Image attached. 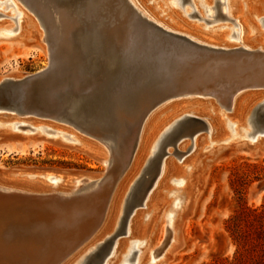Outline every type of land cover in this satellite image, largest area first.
Listing matches in <instances>:
<instances>
[{
    "label": "bare ground",
    "instance_id": "1",
    "mask_svg": "<svg viewBox=\"0 0 264 264\" xmlns=\"http://www.w3.org/2000/svg\"><path fill=\"white\" fill-rule=\"evenodd\" d=\"M20 1L37 16L44 27L45 33L39 37H41L42 44L46 43L42 48L47 56L48 64L45 69L34 75L16 77L10 74L6 78H0V111L26 116L18 120L13 114H0V129L10 126L16 132L19 131V125L22 124L31 125L35 132L46 129L45 126L48 123H44L46 125L42 126L41 121L39 122L36 118L67 124L85 137L69 134L72 144L95 154L104 165L105 170L114 166L118 172L100 217L97 215L98 217L87 218L86 221L84 217H89V214L81 212L71 215L74 222L80 225L81 233L88 234V237L78 248L74 246L70 249L72 252L69 253L75 254L81 248L70 264H88L85 262L86 259L97 251L101 243L112 236L118 225L120 226L122 212L129 193L145 169L151 174L152 167L150 168L148 164H152L151 159L155 158L161 144L165 140L171 139L176 132L189 130L190 127L185 128L188 125V123L185 125L188 117L204 119L208 122L210 133L212 131L219 132L218 127L222 124L221 120L218 117H209L204 113L208 107L202 108V105H212L215 114L219 109H224L231 115L230 119L231 117L236 120L240 118L239 122L244 121L247 115L253 113L254 108L264 105V83L253 82L255 80L253 79L250 83H244L239 87L230 86V84L236 85L231 81L237 77L239 73L237 71L243 69V66L240 70L237 68L239 64L235 65L238 61L235 64L231 61L230 66L227 65L217 72V77L215 76L214 82H211L213 85L210 88L209 86L198 88L193 85L198 81L193 72L194 68L208 63L210 66H214L215 64L210 60L211 57H231V55L239 56L241 54L245 55V58L246 55L252 57L254 55H251L252 53L264 54V48L252 45L249 32L244 30L245 27H248L247 17L253 15L250 12L242 13L241 0H229L226 3L227 13L237 19L241 18L238 21L241 45L234 47L236 51L231 53H221L219 49H233L219 44L220 42L216 41L217 38L211 41L200 38L197 35L199 32L191 28L185 21L179 22L176 17L173 20L158 17L150 7L145 6L146 3L144 1V4L143 0L121 1L132 15L130 26L124 34L120 31L119 26L109 27L112 16L110 9L112 0ZM176 2L178 4L179 0ZM5 3H8V6L16 7V3L12 0H0V4ZM16 15L19 18L18 29L17 27L16 29H2L0 36L7 39L0 40L1 42L18 43L19 37H12L13 32H17L18 34H16L19 36L23 29L29 26L30 21L33 22L29 14L18 7ZM256 17L259 21L261 17L264 18V15ZM206 35L220 38L225 36L222 33ZM200 36H202L201 33ZM243 55L239 57L243 58ZM251 59L254 61L253 58ZM243 60L240 62L245 63L246 61L243 62ZM247 61L248 66L251 62ZM35 78H38L36 79L38 81L34 88ZM208 79L212 81L214 78ZM160 117L163 118L159 120ZM260 133L264 135V129ZM23 134L27 135L28 132ZM60 134L62 133L60 132ZM41 137L43 140L56 144H65L58 137L57 139ZM93 139L97 140L98 144L99 142L106 144L109 151L105 149L106 146L104 148L101 146L102 144L97 145L94 141L92 142ZM201 141V137L194 139V149L189 157L186 156L189 161L192 158L195 159L197 154L194 153L200 147ZM263 144V140L255 143L250 152L263 153L264 149L261 148ZM9 151L12 149L8 148ZM190 157L192 158L190 159ZM196 165L191 171L193 177L197 172ZM178 172L179 169L171 159L163 160L156 177L152 181L150 179L151 184L149 183L150 186L143 196L142 202L137 203L131 213L124 234L127 238L115 240L108 257L102 262L103 264L109 262L112 264L113 259L115 260L117 256H124L128 250L124 258V262H126L130 255L136 251L135 249H138L139 254L134 264H148L154 261L150 240L146 239L147 230L142 227L141 215L143 213L139 212V209L146 207L151 210L154 205L158 206L160 195L157 189L166 185L168 176L177 175ZM102 176L101 174L92 176L67 172H1L0 192L44 197L56 195L58 203L63 206L71 200L78 204L92 199L90 192L95 190L94 183H97ZM196 176L197 174L195 175L197 179ZM24 177L27 181L18 179ZM36 178L47 179L52 182V185L42 186V188L29 185L30 180ZM181 178V181L184 182L182 194L185 195L183 208L176 216L172 213H165V224L169 237L167 244L164 243L165 249L163 248L164 250L160 254H163V258L166 259L173 258L185 245L180 216L185 213L184 211L193 208L198 191L194 178ZM83 182L87 183L84 185L86 188V190L83 188L84 191L80 189ZM103 183L106 182L103 181ZM57 184L60 185L52 187ZM147 185L144 186L147 187ZM178 204L179 201L175 206L177 207ZM12 215L14 214L12 213ZM90 224L93 226L92 229V226L89 227ZM65 258H61L58 264Z\"/></svg>",
    "mask_w": 264,
    "mask_h": 264
},
{
    "label": "rangeland",
    "instance_id": "2",
    "mask_svg": "<svg viewBox=\"0 0 264 264\" xmlns=\"http://www.w3.org/2000/svg\"><path fill=\"white\" fill-rule=\"evenodd\" d=\"M12 1L16 3V7L8 6V3L0 4V32L5 28L16 29L17 27L18 29L17 7L29 14L33 22L30 21L29 26L23 29L22 34H19V36H17V32H13L12 37H19L18 43L9 44L0 41V78H6L10 74L16 77L34 75L45 69L48 64L47 56L42 48L46 43L42 44L40 42L41 37H39L42 33H45L44 27L37 16L23 2L20 0ZM144 1L145 6L150 7L151 11L156 13L158 17L172 20L176 17L179 22L185 21L191 28L199 32L197 35L202 39L211 41L217 38L216 41L220 42L219 44L228 46L230 49H235L234 47H240L241 45L238 22L241 18L237 19L227 13L226 3L229 0H206V3L205 0H182L184 3L181 7L178 6L176 0H143V3ZM241 1L242 13L250 12L253 15L247 17L248 27H245L244 30L249 32L252 45L264 48V18L261 17L259 22L256 17L264 15V0ZM188 14L190 15L188 16ZM200 33L202 36H200ZM221 33L225 35L222 38L205 36V34ZM0 38V40L7 39L1 36ZM256 53H252L251 55H255L252 57L246 55V58L243 54H241L243 58L239 57L241 55L216 56L217 59L211 57L210 60L215 64L214 66H210V63H208L194 68L193 72L198 81L193 85L198 88L202 86H209L210 88L217 72H220L227 65L230 66L229 64L233 62L235 64L236 61L238 63L235 65L239 64L237 68L241 70L243 66V69L242 72L237 71L239 72L237 77L231 81V83L236 84L234 87L250 83L253 79H255L253 82L264 83V54L258 53L260 54L258 55ZM240 59H244L243 62L246 61L247 63L240 62ZM246 59L250 60L251 66H247L248 61ZM204 68H206V72H204ZM255 70L257 72H254ZM211 77L214 78L212 81L208 79ZM238 80H240L239 84H237ZM36 82L34 81V88ZM206 106L208 108L204 110V113L209 117H218L221 120L222 124L218 127L219 132L212 131L210 133L208 122L199 118L202 124H195L189 128V130L194 129L195 131L188 133L189 130H180L171 137L175 138L172 143L164 147L160 146L155 158L151 159L152 164H148L150 168L152 167L151 174L145 169L137 181V184H148L147 187L145 186L144 196L152 179L158 174L164 159H171L179 169L177 175L171 174L166 178L165 186L163 185L159 189L156 188L160 195V206L156 205V207L154 205L151 210L146 207L139 209V212L143 213L141 215L142 227L147 230L146 239L150 240V246L153 249L154 261L148 264H264V152L255 154L250 152L255 143L264 141V135L260 133L264 129V123H256L253 120L255 115L264 109V105L254 108L253 113L247 115V118L242 122L238 121L240 118L236 120L231 117V120V115L224 109H219L215 114L212 105L205 104L202 105V108ZM7 113L13 114V112L0 111V114ZM13 116L18 120L26 117L18 116V114H13ZM162 118L160 117L159 120ZM32 119L34 120V118ZM37 119L39 122L41 121L42 126L48 123L45 126L46 129L35 132L34 127L29 124L19 125V131L16 132L10 126L0 129V173L36 171L43 173H84L92 176L101 174L103 175L101 179L94 183L95 190L89 191L92 199L78 204L74 200L67 203V206H71L69 208L71 210H69V213L71 212L70 216L75 213H86L89 214V217H84L86 221L87 218L93 219L97 215L100 217L118 174L116 168L111 166L108 170H105L104 165L95 154L84 151L78 145L72 144L69 134L73 133V136L85 138L73 127L58 121L54 122V120ZM235 121L239 123H235ZM185 125H187V122ZM25 132H28V134L24 135ZM41 136L50 137V139H57L58 137L65 144L43 140ZM196 137H201L202 141L200 147L194 153L197 154L195 159L193 160L190 157L192 160L189 161L186 156L189 157V154L193 151ZM93 141L97 145L102 144L101 146H104V148L106 146L105 149L109 151L106 144H100V142L98 144L95 139ZM161 145L163 146V143ZM8 148H11L12 151L8 152ZM261 148L264 149V144ZM195 164H197V179L195 178L196 174L194 177L191 175ZM181 177L194 178L198 191L193 208L184 211L185 213L182 216H180L181 213L179 214L185 245L173 258L166 259L163 258V254H160L165 249L169 237L167 225L165 224V213H172L176 216L183 208L185 195L182 194L184 182L181 181ZM18 179L27 181L25 177ZM30 181L29 185H35L39 188L49 186L52 183L42 178ZM103 181L106 183H103ZM86 184V182L81 183L80 189L83 190ZM59 185H53L52 187ZM16 194L22 195V193ZM16 194L0 192V264H58L61 258L63 259L70 254V249L74 246L78 248L85 236L88 235L81 233L80 226L73 228L61 222L59 217H65L64 212L66 209L63 212L58 207L59 205L55 201L56 195L46 196V200L49 201L47 203H31L14 196ZM178 201L179 204L176 207L175 204ZM135 207L133 206L130 212L126 214L121 224L122 230L120 233H116L119 225L112 233L111 248L116 239L127 238V236H124L126 224ZM247 210H255L256 215H246ZM91 226L92 224L89 225V227ZM236 238L241 239V245L236 242ZM111 248L102 262L108 257ZM135 250L132 258L127 260L128 262H124L125 255L128 253L127 250L124 256H117L118 258L113 259L112 264H134L139 254L138 249ZM79 251H81V248ZM78 252L71 253V257L69 255L60 264H70ZM102 262L101 264H103Z\"/></svg>",
    "mask_w": 264,
    "mask_h": 264
},
{
    "label": "water",
    "instance_id": "3",
    "mask_svg": "<svg viewBox=\"0 0 264 264\" xmlns=\"http://www.w3.org/2000/svg\"><path fill=\"white\" fill-rule=\"evenodd\" d=\"M121 1L122 0H112L111 1V4H110L111 8L110 9H111V15L112 16H111V21L109 23V27L110 28H115L116 26H119L121 28L120 31L124 34L125 31H127V29L130 26V23L132 21V15H131L130 11L125 7L124 3L121 2ZM219 51H221V53H223V52L231 53L233 51H236V49H233V50H222V49H219ZM193 64L195 66V63H193ZM36 79H38V78H35L34 81H38ZM230 86L234 87V84H230ZM261 106L262 105H260L258 107H261ZM253 120L256 123H262V122L264 123V109L262 111H260L259 113H257ZM187 123H188V125L185 128H189L190 126H194L195 124H202V121L199 118L188 117ZM255 126H257V125H255ZM193 131H195V130L191 129L190 133H192ZM174 139L175 138H171L169 140H165L163 142V146L161 145V147H164L165 145L172 143ZM145 190H146L145 186L140 183V184L135 185V188H133L131 193H129V197H128L127 201H126V204H125V207H124V210H123V216H122V219H121V223H120L119 229H118V231L116 233H120V231L122 230L121 224H122L126 214H128L130 212V210H131V208L133 206H135L137 203H139L141 201V199L143 198V192ZM8 194H10V193H8ZM14 196L22 198L26 202H31V203L32 202H42V203L49 202L48 200H46L47 197H44V196L27 195V194H25V195L24 194H22V195L21 194L20 195L16 194ZM55 201L59 205L58 207L61 208V210L63 212H64V209H66V211L64 212V216L65 217H62V216L59 217L61 222H63L64 224H68V226H72L73 228L79 227L80 225L75 223L73 218L69 215L70 214L69 213V206H67V204H65L64 207H61L60 203H58L57 197L55 198ZM86 237H88V235L85 236L83 241L86 239ZM112 237L113 236H111L104 243H101L98 246L97 251H95L91 256H89L86 259L85 262L88 263V264H101L103 258L105 257L107 252H109V249L111 248V239H112ZM134 253H135V251L130 255L129 259L132 258V255Z\"/></svg>",
    "mask_w": 264,
    "mask_h": 264
},
{
    "label": "trees",
    "instance_id": "4",
    "mask_svg": "<svg viewBox=\"0 0 264 264\" xmlns=\"http://www.w3.org/2000/svg\"><path fill=\"white\" fill-rule=\"evenodd\" d=\"M245 213H246V215H248V216H250L251 214L254 215V216L256 215V211H255V210H254V211H248V210H247ZM227 228H228V226H227ZM235 240H236V242H237L239 245L242 244L240 238H236Z\"/></svg>",
    "mask_w": 264,
    "mask_h": 264
},
{
    "label": "flooded vegetation",
    "instance_id": "5",
    "mask_svg": "<svg viewBox=\"0 0 264 264\" xmlns=\"http://www.w3.org/2000/svg\"><path fill=\"white\" fill-rule=\"evenodd\" d=\"M216 1H218V0H216ZM182 3V4H181ZM178 5H182L183 6V1L182 0H179V2H178ZM190 14H188V16H189Z\"/></svg>",
    "mask_w": 264,
    "mask_h": 264
}]
</instances>
